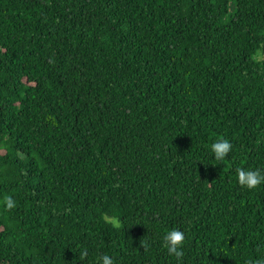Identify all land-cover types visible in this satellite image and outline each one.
I'll return each mask as SVG.
<instances>
[{
    "label": "trees",
    "instance_id": "trees-1",
    "mask_svg": "<svg viewBox=\"0 0 264 264\" xmlns=\"http://www.w3.org/2000/svg\"><path fill=\"white\" fill-rule=\"evenodd\" d=\"M241 167L264 170V0H0V264L258 260Z\"/></svg>",
    "mask_w": 264,
    "mask_h": 264
},
{
    "label": "clouds",
    "instance_id": "clouds-1",
    "mask_svg": "<svg viewBox=\"0 0 264 264\" xmlns=\"http://www.w3.org/2000/svg\"><path fill=\"white\" fill-rule=\"evenodd\" d=\"M260 56L256 57L259 61ZM233 145L228 139H218L211 144V152L217 161H224L229 153L232 151ZM237 182L240 187L247 190H255L259 186L264 185V170L259 168L253 170L250 168H237L236 169ZM2 204L4 208L11 211L16 208L17 202L12 195L4 196L2 199ZM104 221L111 224L113 227H119L120 222L115 217H110L108 215L104 216ZM186 243V233L178 228L170 229L166 232L163 237V247L167 250L169 256H174L177 261H180L184 257V247ZM143 247H147L146 242H142ZM81 259L87 257V250L81 252ZM102 264H115L112 257L105 254L101 258ZM248 264H264V257L249 261Z\"/></svg>",
    "mask_w": 264,
    "mask_h": 264
}]
</instances>
